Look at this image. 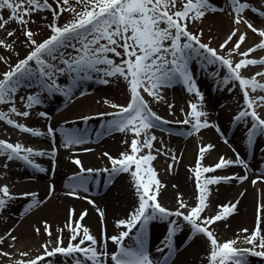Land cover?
Here are the masks:
<instances>
[{"label": "snow or ice", "instance_id": "1", "mask_svg": "<svg viewBox=\"0 0 264 264\" xmlns=\"http://www.w3.org/2000/svg\"><path fill=\"white\" fill-rule=\"evenodd\" d=\"M249 9L264 18V9L249 0H0V106H6L0 107V121L20 132L47 135L53 144L46 151L0 138V157L6 158L2 167L8 169L9 162L21 161L46 172L48 169L35 157L48 156L54 175L57 136L64 148H70L85 143L90 138L88 130L66 126V123L54 127L48 111L36 113L48 121L46 131L15 117L28 118L34 107L45 102V94L51 97L59 93L71 99L78 91L84 96L86 81L106 86L122 84L127 94L125 103L105 96L102 102L111 111H96L76 119L88 121L93 116L102 117L96 135L124 133L128 137L122 141L125 150L116 156L105 151L103 156L109 164L104 168H86L78 156L70 157L79 171L69 175L66 195L78 197L80 190L88 192L89 181L99 180L94 173H106L105 184H111L121 173L128 174L134 194L130 210L114 219L112 234L105 226L106 212L98 205L95 210L101 224L99 235L82 223L87 209L77 216L70 207L67 220L62 228L58 227L54 240L42 241L35 254L31 249L8 250L18 240L15 227L8 228L0 235V244L5 245L0 247V258H6L3 264H53L55 258H60L61 264H176L174 257L179 252L175 236L185 226L189 229L186 246L195 243L198 235L206 238L201 264H249V254L264 258V195L257 201L253 226L238 229L243 236L220 240L213 230L214 222L238 211L239 198L217 205L214 214H203L210 205L212 185L233 180L243 182L248 178L249 161L234 146L235 159L221 154L215 162L205 164L206 154L216 146L198 142L195 164L189 166L195 178L194 203L188 204L178 192L175 208L160 202L159 195L165 185L152 163L161 151L171 155L168 170L180 159L174 151H164L163 140H160L161 147L156 148L158 138L154 129H165L169 120L153 107L163 102L167 111L174 114L175 100L168 102L164 90L177 84L191 97L186 102L187 108H180L184 119L176 121L187 126L183 135L199 134L211 127L229 143L219 123L209 119L205 92L194 74V64L213 80L214 88L228 93L238 91L240 98L231 123L246 125L243 138L246 147L254 151L257 138L264 136V54L250 55L257 50L264 52V24L257 26L247 16ZM218 12L229 18L230 26L224 38L214 44L217 38L211 34V26L205 36L202 25L209 15ZM41 22L42 27L30 26ZM45 29L47 34L37 39ZM249 31L254 34L255 42L241 50ZM21 47L25 49L24 54L20 52ZM250 66L259 70L246 74ZM62 76L66 77V83L60 82ZM33 87L36 91L19 95L23 88ZM166 131L171 133L172 129L166 128ZM261 152L262 162L256 169L259 175L251 180L253 185L264 182V149ZM233 165H242L244 174H216V170ZM0 177L6 178L7 172L0 171ZM12 187L7 182L0 183V213L17 197L30 198L24 206L28 211L43 204L55 191V184L50 183L45 200H40L35 192H13ZM83 198L89 200L88 196ZM89 202L96 204L94 200ZM153 221L167 222L164 237L154 249L155 255L150 242ZM43 223V232L51 238L48 222ZM64 230L68 233L66 243ZM35 231L39 233L41 229L36 227ZM238 240L247 246L237 247Z\"/></svg>", "mask_w": 264, "mask_h": 264}, {"label": "bare ground", "instance_id": "2", "mask_svg": "<svg viewBox=\"0 0 264 264\" xmlns=\"http://www.w3.org/2000/svg\"><path fill=\"white\" fill-rule=\"evenodd\" d=\"M249 2L254 4L256 7H261L262 9H264V0L261 1L249 0ZM247 16L251 18L254 21V23H256L257 26L264 24V18L260 17L257 13L253 12L251 9H249V13H247ZM210 26L212 28L211 34L213 36L216 35L214 37L217 38L214 39L213 41V43L215 44L217 40L224 38L225 34L229 30L230 20L227 16H225L222 13L209 15L202 25V27L205 30V36L209 34ZM253 42H255L254 34H252L249 31L247 41L242 43L241 50L250 46ZM261 54H264V52L257 50L250 55L258 57ZM193 68H194V74L201 87V90L205 92V98L207 101L206 107L209 112V119L219 123L221 129L228 137L229 143H225L221 135L217 133V131L214 128L211 127L207 129H203L199 134H196L195 140L188 137L187 138L184 137L180 139L174 136L173 132L176 131L174 122L178 119L180 120L181 117L180 115H183L184 113L180 111V108L183 107L182 100H180L179 103H177L178 95L176 92L179 91V88H174L173 91H170V97H168V100H170V102L175 100V104L177 103V106L175 105L174 114L168 113L169 116H167L165 113H163L162 115L165 114L164 116L168 118L169 123L166 125V128H171L172 132L169 133L168 131H166V128L154 129V131L158 138L157 139L158 143H160V140H163L164 145H166L164 151H174L175 154L180 157V159L173 163L172 170H168V163L171 160V155L166 156L162 152L156 153V157H157L156 159L159 160V162L161 161L160 158L162 159L165 158V161L167 162V163L165 162V165H161V164L153 165L157 169V174L159 178L165 185L161 190V193L159 195V200L166 207L175 208L178 206L177 193L179 192L183 194L182 198L188 204L194 203L193 200L194 184L188 181L186 182V185H184L185 183L183 181L191 177L192 171L190 170L189 166L195 164V156L197 154L198 142H203V143L211 142L216 146L215 149L211 150L210 153L206 154V157L204 159L205 164L215 162L216 159L221 154L225 155L226 157H231L235 159V152L233 151V146H234L235 149L240 152L241 156L249 161L250 170L248 173V178L243 182H236L233 180L229 182H222L219 185H212L211 186L212 192L210 194V206L212 207L210 214H214L215 211L218 210L217 205L226 202L228 203L234 202L237 200V198H239L238 211L231 214L230 217L227 218L229 224L227 225V227L223 225L222 222L223 220L219 222H214L215 227L213 230L217 228L215 234L220 240L232 239L237 235L240 236L243 235V233L238 232V229H242V228L250 229L253 226V219H254L255 207L257 201L261 197V195H264V193L261 192V189H264V182L258 181L256 185H253L251 183L253 177L259 175L256 169H258L261 165L262 161L261 160L259 161V157L260 158L262 157V152L258 151L256 148L259 146L263 136L261 137L259 136L257 138L255 142L256 144L255 150L254 151L249 150L243 141L244 134L246 131V125L243 123L239 125H234L231 123L232 117L237 111L238 99L240 98L239 94L236 95L234 92L228 93L224 89L214 88L213 80L207 75L206 72L200 69L199 65L194 64ZM258 70H259L258 67L250 66L246 74H250V72L258 71ZM104 90L105 88L103 87L102 90L96 94V96L91 94H85L82 97H77L73 99L68 110L65 112L64 116L59 117L60 115L56 114L51 119L50 121L51 124L54 127L59 128V126L62 124L61 121L63 120H70V118L72 117L77 118L83 115H90L91 113L96 111H103V110L106 111L108 106H105L102 100L103 97L108 96L107 95L108 92L105 91V94H103ZM116 93L112 92L111 96ZM47 98L49 97L45 94L44 99L47 102H44L42 105L50 106L51 104L54 103V101L56 102L59 101L60 99V98L57 99L56 98L47 99ZM190 98L191 97L189 96V99ZM120 99L125 100L127 99V97L120 93ZM221 101L223 104H221V106L219 107V103ZM19 106L21 107L22 104ZM54 106L55 105L49 107L48 109L50 110L54 108ZM36 109L37 108H35V110H33L32 114L29 116V119L30 117L31 119L30 122L28 123H26V118H22V117H15V118H17L20 122H24L28 124L29 126L41 128L39 123L44 118L36 114L37 113ZM68 112H70V114ZM46 128H41V129L44 130ZM230 134L233 135L230 136ZM2 137L8 138L11 142L19 141L21 143H24L26 146H32L34 148L44 149L46 151L50 150L53 147L52 141L50 137H48L47 135L43 137L34 136L31 134L26 135L25 133L20 132L19 130L7 132L5 131V127H4L0 132V138ZM120 138H115L113 136L106 137L102 140L100 144H98V146L94 144L92 145L93 142L92 143L88 142V143H83L81 145H74L70 148H64L62 146V143H60L59 135H58L57 144L55 145L58 148V153L56 155L57 164L54 175L52 171V160L48 156L35 157L37 161L41 162L40 164H42L46 169H48V171L46 172L33 171V175L35 179L39 178L38 180H34L30 182V180L24 178V175L22 173H14L12 179L13 180L12 185L13 187L15 186L14 189H16V186H19L20 188L23 187V190L24 187H27L30 189L27 192L32 191L37 193V197L40 200H45V197L47 196L49 184L50 183L55 184V191L53 195L49 197L47 200H45L43 204H40L39 208L33 211L30 216L28 217L25 216L21 218L20 217L21 215L11 214L12 216L9 217L11 224L13 223L11 227H15L14 234L17 235L18 238L20 237L25 238L24 239L25 243L23 244V247H25L24 250H26L27 247H29L32 243H36L35 240L39 242L38 243L39 245L40 244L39 240L43 241V239L45 238L44 235L42 237L39 236V239L32 236V234L36 233L35 231L36 227H39L41 229L40 232L43 233V227L45 226L43 221L49 222L48 225L50 226V230L52 234L55 233V231H57L58 227L62 228L66 220L61 222L59 220L57 221V219L59 218V216L63 217L62 214L67 216L68 209L70 207L74 209V215L77 216L79 212H81L84 209H87V213L85 217L82 219V223L87 225L93 234L99 235L101 224L98 213L95 210L96 205H98L101 209H104L106 212L105 226L107 228L108 233L109 234L113 233L115 228L114 219L125 215L126 212L130 210V208L133 205L134 194L129 184H124L122 180H119L106 187L104 178L107 174L94 173L92 175L95 176L100 175L101 177H99V180H95V179L90 180L88 184L89 191L84 192L83 190H80V195L78 197H69L66 195V192L69 190L66 187V184L68 182L69 175L71 173L79 171L78 167L74 164V162L70 159V157L78 156L82 161L84 167L86 168H104L109 164L107 157L103 156V153L105 151L109 152L113 156H116L119 154V152L123 151V149L126 148V145L122 143ZM42 140L48 141L52 145L50 146L49 144H46V142H43ZM74 148L75 149L87 148L90 150L74 151L73 150ZM233 172L244 174L243 166L233 165V166H229L227 169L224 170H216V174H222V175L230 174ZM81 175L87 176L88 174L81 173ZM44 176H45V180L42 181L41 178ZM102 186H105L107 189L104 192H101L103 193V195L98 196L94 194V193H98L101 190L100 187L102 188ZM92 191L93 193L88 194ZM13 192L15 191L13 190ZM242 192L244 194L243 196H240V193ZM84 196H88L89 200H94L96 204L93 205L92 203L89 202V200L84 199L83 198ZM25 198L26 197H19V199L22 200H25ZM128 199L130 200V203H128V205L122 204L123 200H128ZM17 200L18 197L14 199L11 203L16 202ZM207 210L208 207L206 209V212L208 213ZM29 219L31 223L26 224L27 222H29ZM17 221H19L18 225H17ZM38 222L39 225H36V223ZM166 223L162 221H153L150 223V242L153 249H155V247L163 239L166 231ZM222 225L223 228H220V226ZM5 231L1 229L0 233L3 234ZM188 231H189L188 227L185 226L183 230L175 236V245L179 248L183 247V249L178 250L179 254L178 256L174 257V260L176 261V264H201L203 259V254L206 249L205 241H202V239L200 238L198 239L195 238V243H192L191 246H186L188 239L187 237ZM40 232L36 234H41ZM64 233L66 236L68 235L67 230H64ZM55 236L52 235L51 239L54 240ZM8 243H11V241H8ZM195 246L197 247L196 249L197 251L194 249ZM236 246L246 247L247 245L242 240H238L236 242ZM36 247L30 249H35ZM31 251L34 254L36 253L35 250H31ZM153 254L155 255L154 250H153Z\"/></svg>", "mask_w": 264, "mask_h": 264}, {"label": "rangeland", "instance_id": "3", "mask_svg": "<svg viewBox=\"0 0 264 264\" xmlns=\"http://www.w3.org/2000/svg\"><path fill=\"white\" fill-rule=\"evenodd\" d=\"M219 2H222V0H218ZM261 1V0H260ZM219 13V12H218ZM218 13H216V14H218ZM247 13H249V10H247ZM5 14H6V10H5ZM33 29H35V28H37V27H42V22L40 23V24H32V25H30ZM190 27H191V25H190ZM47 34V30L45 29V30H43V31H41V33H40V35H38L37 36V39H41V38H43L45 35ZM214 36H216V35H214ZM20 52H21V54H24V52H25V49H23L22 47L20 48ZM15 56H13L12 57V59H13V61L15 60ZM255 67V66H254ZM60 82L61 83H66L67 81H66V77H60ZM109 85H102V84H99V83H97L96 81H86L85 83H84V85H83V87L84 88H86L87 89V92H86V94H91V95H95L96 96V94L98 93V92H100L101 90H102V88L104 87L105 88V90H104V93L103 94H105V91H107L108 92V96L107 97H109V98H111V99H113L114 101H116V102H118V103H124L125 102V100H121L120 99V93L122 94V95H125L126 97H127V94H126V92H125V90H124V86L121 84L120 86H117L116 84H111L109 87H108ZM108 88V89H107ZM174 88H179V91L178 92H176L177 93V95H178V99H177V103H179V101L180 100H182V102H183V107L184 108H187V100L189 99V95L186 93V91L183 89V86L181 85V84H177V85H174L173 87H171V88H166L165 90H164V95L166 96V99L168 100V97H170V91H173V89ZM180 88H181V90H180ZM114 90V91H113ZM30 91H36V89H35V87H33V88H23L21 91H20V93H19V95H25L27 92H30ZM116 93V94H114V95H112L111 96V93ZM120 92V93H119ZM234 93L236 94V95H238L239 93H238V91H234ZM102 94V95H103ZM117 95V96H116ZM45 96V95H44ZM77 97H82V96H80L79 94H78V91H77V93L74 95V97L73 98H71V99H66L62 94H59V93H57V94H55V95H53V96H51V97H49V98H47V99H50V98H60L59 99V101H54V100H52V101H54V103L53 104H51L50 106L49 105H40V106H37V107H34L33 109H32V111L33 110H35V108H37L36 110L37 111H48L50 114H51V119L53 118V116H55L56 114H58V115H60L59 117H63L64 116V114H65V112L68 110V108H69V106H70V104H71V102H72V100L73 99H75V98H77ZM45 102H47L46 100H45ZM168 102H170V100H168ZM177 103L175 104L176 106H177ZM221 104H223L222 103V101L219 103V107L221 106ZM225 104V103H224ZM53 105H55L54 106V108H52V109H48L49 107H51V106H53ZM0 107H4V108H6V106H0ZM101 107H103V106H101ZM153 107H154V110H156V111H158V113L159 114H163V113H165L167 116H169V112L167 111V106H166V104H164L163 102H161V103H158V104H154L153 105ZM21 109L23 110V105L21 106ZM108 111H111V109L108 107L107 109H106V111H102V112H108ZM72 112V111H71ZM69 114H70V112H68ZM72 114V113H71ZM164 114V115H165ZM181 117H180V120H183L184 119V114L183 115H180ZM30 119H31V117H30ZM30 119H29V117L28 118H26V123H28V122H30ZM103 120V118L102 117H95V116H93V117H91L88 121H82V120H80V119H76V117H72V118H70V120H63V121H61V123H63V122H65L66 123V126H71V127H73V128H78V129H87L88 130V132H89V137L90 138H86L85 139V143H92V145L94 144V145H97L98 146V144H100L101 142H102V140L104 139V138H106V137H109V136H113V137H115V138H120V137H122V138H120L121 139V141H123V140H125V139H127L128 137H126L125 136V134L124 133H121V132H112V133H109V134H106V135H100V136H97L96 134H94V133H96V130L97 129H100L101 128V121ZM174 121V120H173ZM176 121H179V119L178 120H176ZM176 121L174 122V125H175V127H176V131H174L173 132V134H174V136H176V137H178V138H184V137H188V138H192L193 140H195V137H196V134H193V135H188V136H186V135H183V132H184V130H185V128L187 127L186 125H182V124H179V123H176ZM47 120L44 118L39 124H40V127L41 128H46L47 127ZM3 126V127H2ZM5 127V131H7V132H10V131H17V129H15L14 127H12V126H9V125H7L5 122H3V121H0V132L2 131V129ZM47 129V128H46ZM46 129H44L45 131H46ZM23 133H25L26 135H30V134H28V133H26V132H23ZM231 135H233V134H230V136ZM261 137V136H260ZM3 138V137H2ZM3 139H8V138H3ZM43 141V140H42ZM43 142H46V144H49L50 146L52 145V144H50L48 141H43ZM155 145H156V148H160L161 147V145H160V143H158V140L155 142ZM258 151H261V149H264V136H263V138L261 139V141H260V144H259V146L256 148ZM125 149H123V151H124ZM153 151L155 152L156 151V149L154 148L153 149ZM162 153H164L163 151H161ZM159 153V152H158ZM217 156V155H216ZM157 158V157H156ZM154 159V161L152 162L153 163V165H159V164H161V165H165V158H163L164 159V161H163V159L162 158H160V157H158V158H160V162H159V160H157V159ZM6 158L5 157H0V171H6L7 172V177L6 178H3V177H0V183H5V182H7V183H9L10 185H12V183H13V175H14V173H22L23 175H24V178L25 179H28V180H30V182L31 181H34V180H38L39 178H37V179H35V177H34V175H33V171H37V170H35V169H33L32 167H30V166H28V165H26V164H24L23 162H21V161H12V162H9V168L8 169H4L3 167H2V164H3V162H4V160H5ZM261 160V158L259 157V161ZM38 163H41V162H39V161H37ZM167 163V162H166ZM172 170V169H171ZM30 173V174H29ZM93 176H95V175H93ZM99 177H101L100 175H98ZM42 179V181L43 180H45V176L44 177H42L41 178ZM119 180H122L123 182H124V184H129V182H130V178H129V175L128 174H125V173H121L120 175H118L117 177H115L114 178V181L112 182V183H115L116 181H119ZM188 181H190L192 184H195V178H194V175H193V173L191 174V177L190 178H188V179H186V180H184L183 182L185 183L184 185H186V182H188ZM29 182V181H28ZM111 183V184H112ZM110 184H106V187L107 186H109ZM184 185H183V187H184ZM106 187L105 186H102V188L100 187V191L98 192V193H94V194H96V195H103V193H101V192H104L105 190H107L106 189ZM15 188V186L13 187V189H12V191L14 190L15 192H20V191H29L30 189L29 188H27V187H24V190H23V187H19V186H16V189H14ZM32 192V191H31ZM91 193H93V191L92 192H90V193H88V194H91ZM30 198H28V197H26L25 198V200H22V199H19V197H18V200L16 201V202H14V203H11V204H9V206L2 212V213H0V231H1V229L2 230H7L9 227H11L12 226V224H11V222H10V220H9V217H11L12 215L11 214H18V215H21L20 217L21 218H23V217H28V216H30L31 215V213L33 212V211H35L37 208H39V205L38 206H36V207H32L30 210H28V211H25V208H24V206H25V204H27V202H28V200H29ZM132 202V201H131ZM128 203H130V200L128 199V200H123V202H122V204H126V205H128ZM127 208V207H126ZM24 209V210H23ZM21 210H23V211H21ZM211 210H212V207L209 205L208 206V213L205 211L203 214L204 215H208V214H210L211 213ZM63 215V217H60L59 216V218H61V219H57V221L59 220V221H64V220H67V216H65L64 214H62ZM124 216V215H123ZM43 219V218H42ZM32 220H33V218H32ZM41 220V219H40ZM40 220H39V222H40ZM223 221V225H229L228 224V220H227V218H225V219H222ZM39 222L38 223H36V225H39ZM48 222V221H47ZM29 223H31L30 222V219H29V222H27L26 224H29ZM49 223V222H48ZM166 223V222H165ZM84 224V223H83ZM85 225V224H84ZM223 225L222 226H220V228H223ZM87 226V225H86ZM217 229V228H216ZM216 229L214 230V232H216ZM221 230V229H220ZM224 231V230H223ZM41 234H36V233H34V234H32V236H34L35 238H37V239H39V236H45V238L43 239V241L44 240H48V239H51L47 234H45L44 232L42 233V232H40ZM225 233V232H224ZM64 235H65V233H63ZM0 235H3V234H1L0 233ZM52 235H57V231H55V233H53ZM241 236H243V235H241ZM67 236L65 235V243L67 242ZM198 238H200V239H202V241H205L206 240V238L205 237H203L202 235H198L197 237H196V239H198ZM25 238H22V237H20V238H18V240L16 241V243H15V247L14 248H12V249H8V250H10V251H17V250H24V248L25 247H23V244L25 243L24 240ZM26 239H28V238H26ZM35 240V239H34ZM221 240H224V239H221ZM36 241V243H32L29 247H27V249L26 250H28V249H30V248H34V247H36L35 249H31V250H35V252L37 253L38 252V250H40L39 248H38V241L37 240H35ZM40 241V243H41V241L42 240H39ZM129 242H131L130 241V238H129ZM12 243V242H11ZM0 247H5V245L4 244H0ZM177 249L179 250V249H183V247H181V248H179V247H177ZM194 249L196 250L197 249V247L195 246L194 247ZM154 250V249H153ZM197 251V250H196ZM4 259H6V258H0V264H3V260ZM53 264H61V260H60V258H55L54 259V261H53ZM249 264H264V258H261V257H255L254 255H251V254H249Z\"/></svg>", "mask_w": 264, "mask_h": 264}]
</instances>
